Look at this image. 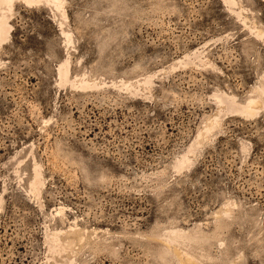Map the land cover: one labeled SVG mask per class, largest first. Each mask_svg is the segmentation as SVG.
Here are the masks:
<instances>
[{"label":"rangeland","instance_id":"rangeland-1","mask_svg":"<svg viewBox=\"0 0 264 264\" xmlns=\"http://www.w3.org/2000/svg\"><path fill=\"white\" fill-rule=\"evenodd\" d=\"M0 264H264V0H0Z\"/></svg>","mask_w":264,"mask_h":264}]
</instances>
